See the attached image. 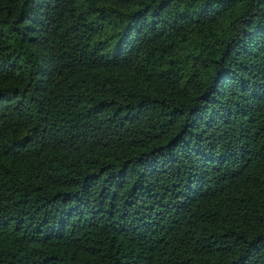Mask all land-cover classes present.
<instances>
[{
  "label": "trees",
  "instance_id": "16d2710c",
  "mask_svg": "<svg viewBox=\"0 0 264 264\" xmlns=\"http://www.w3.org/2000/svg\"><path fill=\"white\" fill-rule=\"evenodd\" d=\"M0 264H264V0H0Z\"/></svg>",
  "mask_w": 264,
  "mask_h": 264
}]
</instances>
